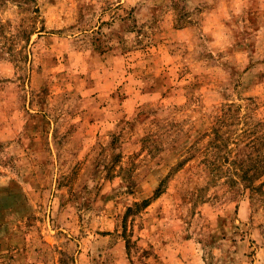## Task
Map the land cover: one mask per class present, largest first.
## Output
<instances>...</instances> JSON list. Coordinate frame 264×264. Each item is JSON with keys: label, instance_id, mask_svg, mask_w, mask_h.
Masks as SVG:
<instances>
[{"label": "rangeland", "instance_id": "374dc122", "mask_svg": "<svg viewBox=\"0 0 264 264\" xmlns=\"http://www.w3.org/2000/svg\"><path fill=\"white\" fill-rule=\"evenodd\" d=\"M0 264H264V0H0Z\"/></svg>", "mask_w": 264, "mask_h": 264}]
</instances>
